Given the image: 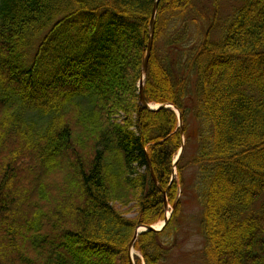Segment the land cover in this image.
<instances>
[{"label":"trees","instance_id":"trees-1","mask_svg":"<svg viewBox=\"0 0 264 264\" xmlns=\"http://www.w3.org/2000/svg\"><path fill=\"white\" fill-rule=\"evenodd\" d=\"M154 1L0 0V264H131L166 199L134 249L169 254L184 149L171 179L177 116L138 94ZM222 5L159 0L143 94L196 123L203 263L264 264V0Z\"/></svg>","mask_w":264,"mask_h":264},{"label":"rangeland","instance_id":"rangeland-1","mask_svg":"<svg viewBox=\"0 0 264 264\" xmlns=\"http://www.w3.org/2000/svg\"><path fill=\"white\" fill-rule=\"evenodd\" d=\"M219 3L223 4L222 13H224L227 10L228 0H219ZM172 57L176 58L177 55L167 52V58ZM150 107L156 108V104L151 103ZM32 117L40 118V120H42L40 116L35 114H32ZM196 135V123L193 121L190 114V116L188 115L187 117V140L184 136L183 163H185V165L182 170L183 183L181 184V191L178 190L177 193V198L180 199L181 203L178 205V210L176 211V216L173 221L175 226H177V230L175 235L171 237L174 242L171 248H169L171 249L169 254L164 258V260L158 262L157 264H204L199 254V251L202 249L204 244L201 230V205L200 200L198 199V194L200 193L202 185L199 184L197 168L190 162L197 150V140L195 138ZM174 177L178 178L177 173L174 175ZM167 202L168 203L164 216L169 215L170 218L172 212L177 208V206L174 207V205L169 203V201ZM135 213V211L127 212L126 216L134 217ZM162 221L163 219L154 223V228L159 229L160 227H157V225H161ZM164 240L166 241L165 243L167 245H169V242L167 241L172 242V240L169 238H164ZM136 253L139 254L137 251ZM139 257L141 258V264H145L140 254Z\"/></svg>","mask_w":264,"mask_h":264},{"label":"water","instance_id":"water-1","mask_svg":"<svg viewBox=\"0 0 264 264\" xmlns=\"http://www.w3.org/2000/svg\"><path fill=\"white\" fill-rule=\"evenodd\" d=\"M158 3H159V0H155L154 1L153 7H152V11H151V15H150L148 43H147L145 56H144V59H143V62H142V68H141V76L142 77H141V79L139 81V91H138L139 92V102H140V104L143 107H149V105L147 104V102L144 99V94H143V76L146 73L148 60H149L150 53H151L152 46H153V37H154V30H155V22H156V16H157ZM162 106H170V104H161V105H159V107H162ZM173 107L177 110L176 106H173ZM179 120H180V116H179ZM180 122H181V120H180ZM181 151H182V147H181L180 152ZM165 204H167L166 201H165ZM167 220H168V217H166L164 219V221H163V223H162L160 228H162V226H164L167 223ZM159 229L154 228L153 225H140V226H138L136 228L135 234H134L133 239H132V241L130 243V246H129V256H130L131 264H134L133 256H132V246H133V243H134V241H135V239L137 237V234L140 233L141 231H144V230L149 231V230H159Z\"/></svg>","mask_w":264,"mask_h":264},{"label":"bare ground","instance_id":"bare-ground-1","mask_svg":"<svg viewBox=\"0 0 264 264\" xmlns=\"http://www.w3.org/2000/svg\"><path fill=\"white\" fill-rule=\"evenodd\" d=\"M159 226H160V224L157 225V227H159ZM133 253H135V252L133 251Z\"/></svg>","mask_w":264,"mask_h":264}]
</instances>
